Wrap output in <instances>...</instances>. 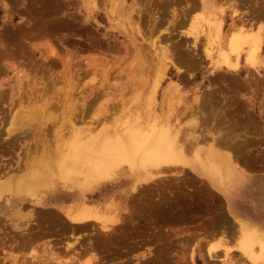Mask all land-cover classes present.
<instances>
[{"label": "rangeland", "instance_id": "1", "mask_svg": "<svg viewBox=\"0 0 264 264\" xmlns=\"http://www.w3.org/2000/svg\"><path fill=\"white\" fill-rule=\"evenodd\" d=\"M140 125L188 164H45ZM35 171L0 196V264H264V0H0V184Z\"/></svg>", "mask_w": 264, "mask_h": 264}, {"label": "bare ground", "instance_id": "2", "mask_svg": "<svg viewBox=\"0 0 264 264\" xmlns=\"http://www.w3.org/2000/svg\"><path fill=\"white\" fill-rule=\"evenodd\" d=\"M238 26L241 29H235L234 33H232L233 35L231 34L230 45L233 51L237 53V57H239L241 54L240 49L242 47V44L248 45L249 49L247 52V58L249 61L253 62L262 48V27L260 26L259 29L252 30L250 29V27H246L245 25L242 27L238 24ZM221 29L222 21L219 20L218 22H216V30L220 31ZM231 30H233V28ZM153 98L154 97H152V99ZM158 128H160V126ZM158 130H154L152 131V133H148L150 131L148 130V128H143V126L141 125L135 127L132 126L130 130H127L126 134L123 137L120 136L117 139H113V141L106 139L101 141L92 140L82 142V138H78L79 140H72L73 138H71L70 140L73 141L72 153L76 159L70 157L67 148V151H65L64 154H61L58 157H53L52 160H48V162H46L45 164L52 166L57 165L58 167H62L64 166V164H71L78 161L84 162V160H87L89 165H85L83 168L84 172H86V176H92L94 172H97L100 175H106V173L112 167L121 163H127L133 167L150 166L156 168L188 164V157L185 155L182 149L176 148L175 141L173 140V138H171L169 132L167 130ZM77 132L79 133V129ZM59 138V145H63V143H66V140H64L63 142L62 139ZM56 139L57 138H55V140ZM68 142L70 143V141ZM226 159L227 158H222L218 154H214L210 156V163L205 164V168L210 170L216 169L218 171L219 168H221L226 163ZM19 169L20 167L15 170L20 171ZM38 172L40 171H35V173L30 174V176L29 173L23 175L16 174V176H14V178H11L7 183L0 184V196L5 191H22L23 189L28 188V186L33 185L37 181L38 176H40ZM65 214L66 217L73 223L84 222L95 217L92 211L85 206L78 209V211L68 209ZM252 236V233L250 235L248 234L247 240L251 241ZM260 243L262 249H264V243ZM252 247V242L247 245H243V249L246 254L253 253Z\"/></svg>", "mask_w": 264, "mask_h": 264}]
</instances>
